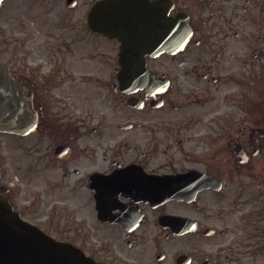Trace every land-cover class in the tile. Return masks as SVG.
Returning <instances> with one entry per match:
<instances>
[{"label":"flooded vegetation","instance_id":"flooded-vegetation-1","mask_svg":"<svg viewBox=\"0 0 264 264\" xmlns=\"http://www.w3.org/2000/svg\"><path fill=\"white\" fill-rule=\"evenodd\" d=\"M5 1L0 57L35 118L0 130L11 207L100 264H264V0H138L185 24L142 74L91 29L98 0Z\"/></svg>","mask_w":264,"mask_h":264},{"label":"water","instance_id":"water-1","mask_svg":"<svg viewBox=\"0 0 264 264\" xmlns=\"http://www.w3.org/2000/svg\"><path fill=\"white\" fill-rule=\"evenodd\" d=\"M111 4L112 6L110 4L107 6L110 11L108 18L114 23L117 19L116 8L114 3ZM122 27L125 25L123 24ZM116 30L113 34H117L118 31ZM119 34H122L123 40H125L124 44L128 47L134 45L131 44L132 33L130 30L128 32L122 30ZM5 76H7V72L3 66H0V78ZM8 103L9 98L0 92V124H3L8 114V110H6ZM4 213L3 207H0V264H95L86 258L80 250L66 243L45 240L38 235V231L23 223L11 219L5 224ZM25 228L29 229L30 233L35 236L23 237ZM7 234L18 237L19 240H10L11 238Z\"/></svg>","mask_w":264,"mask_h":264},{"label":"rangeland","instance_id":"rangeland-1","mask_svg":"<svg viewBox=\"0 0 264 264\" xmlns=\"http://www.w3.org/2000/svg\"><path fill=\"white\" fill-rule=\"evenodd\" d=\"M3 23H4V13H3V9H1L0 11V28L1 29L3 27Z\"/></svg>","mask_w":264,"mask_h":264}]
</instances>
